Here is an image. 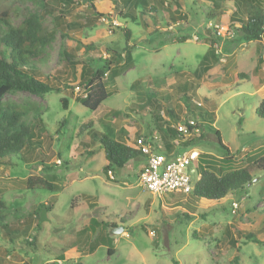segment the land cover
<instances>
[{"label":"rangeland","instance_id":"rangeland-1","mask_svg":"<svg viewBox=\"0 0 264 264\" xmlns=\"http://www.w3.org/2000/svg\"><path fill=\"white\" fill-rule=\"evenodd\" d=\"M233 2L225 0V10L213 17L214 8L206 0H150L156 13L146 12L132 21L115 11L112 0L97 4V11L110 17L95 15L81 2L0 0V13L8 12L15 27L27 14H38L48 32L61 26L39 61L35 59L41 79L61 91L44 97L16 92L4 98L6 106L28 109L24 119L30 125H36L34 117L43 122L35 130L34 143L0 166V199L6 205L1 212L0 264H233L235 257L239 264H264V170L252 173L245 193L220 201L181 193L158 196L140 183L143 158L113 171L114 179H109L103 172L105 152L92 136L106 131L100 122L104 118L116 138H126L129 144L140 136L156 137L155 145L163 148V135L155 124L158 112L149 105L153 98L161 104L162 122L172 124V110L202 124L203 139L193 133L175 144L173 152L184 151L183 142L196 139L192 148L201 153L202 165L219 164L226 154L216 137L219 131L234 159L231 168L263 156L264 119L256 109L264 99V37L249 42L239 37L230 26ZM222 28L234 37L218 36ZM124 29L131 30L134 66L109 80L110 98L91 111L77 103L81 66H71L65 58H108L110 50L126 47ZM212 38V48L203 43ZM88 45L94 48L86 52ZM209 50L220 55L219 63L208 76L194 81L199 87L188 88L182 98L177 86L191 82ZM242 74L248 78L237 77ZM135 82L139 83L133 88ZM140 90L155 94L139 96ZM30 177L54 189L36 183L30 189ZM235 202L239 207L233 212ZM44 210L47 221L40 223L38 214ZM91 220L98 224L94 229ZM104 224L123 230L112 234V229L102 230ZM248 232L261 243L246 240ZM233 239L237 245L231 244Z\"/></svg>","mask_w":264,"mask_h":264},{"label":"trees","instance_id":"trees-1","mask_svg":"<svg viewBox=\"0 0 264 264\" xmlns=\"http://www.w3.org/2000/svg\"><path fill=\"white\" fill-rule=\"evenodd\" d=\"M67 3L80 2L90 8L93 13L100 17H110L109 15L100 14L97 11L96 3L101 0H63ZM115 11L124 19H131L137 21L145 16L146 12L156 13V8L151 5L150 0H112ZM210 2L214 8V13L211 15L221 14L225 10V0H206ZM234 12L230 17V26L239 32V37L246 42L261 40L264 37V4L262 0H233ZM179 3V0H176ZM224 4V5H223ZM142 9V10H140ZM56 30L61 28L56 24ZM144 26L148 25L144 23ZM57 31L48 32L44 22L38 14H27L23 22L15 27L10 20L8 12L0 13V166L7 161L11 162L10 157L20 156L23 150L34 143L36 138L35 130L40 129L42 120L34 117L36 125H30L24 118L28 115V109L20 106L10 107L4 103L6 95L16 92L30 93L38 97H44L50 92H60L59 87L54 86L49 81H44L40 77V70L37 60L42 57V53L55 39ZM124 36L126 39V47L122 51L110 50L108 58H91L87 61L80 62L78 56L69 55L65 58L66 62L71 66H81L79 73V82L77 88L81 96L77 98V103L86 107L91 111H97L100 106L110 98L111 92L109 90V80L112 77H117L119 74L131 69L133 65L132 47L129 42L131 40V30L124 29ZM66 33L62 34L67 36ZM78 46L82 44L75 42ZM203 43L210 44L212 48L216 41L212 39H205ZM79 46V47H80ZM94 46L88 45L86 52H89ZM36 59V61H35ZM221 57L214 51L209 50L200 61L196 70L191 74V82L188 80L183 84H179L178 90L182 92V98L187 95L190 89L196 90L199 85L194 84L196 80H202L209 75L210 71L219 63ZM262 57H259V64H262ZM180 76L181 74H176ZM239 77L248 78L247 75H238ZM139 82L133 84V88L138 86ZM150 86L154 82L149 83ZM189 88V90H188ZM154 91V89L152 90ZM138 91L139 96H152L154 92ZM150 92V93H149ZM146 94V95H145ZM155 94V93H154ZM142 100V99H141ZM148 100H151L149 98ZM150 107L156 109L158 112L155 124L158 130L163 135V148L157 149L160 153L170 154L174 151L175 144L172 141H177L180 144L185 140L184 134L179 132L173 122L178 124H185L188 126L189 132L194 129H200L198 139H203L202 124L196 122V126H190L189 120L182 118L181 114H175L172 110L170 115L173 117L172 124L169 122H162L159 113L162 110L155 99L152 98ZM183 100V99H182ZM65 101V100H64ZM149 102V101H148ZM185 103V102H184ZM187 106V104H186ZM197 107H202L197 105ZM256 115L264 119V99L256 109ZM101 124L105 125V132L93 133V139L98 141L105 152L106 164L103 172L109 177V172L121 170L126 168L131 162L137 161L142 157L139 151L133 148V140L127 143L126 138L115 137V131L108 125V122L102 118ZM66 123V122H65ZM216 137L220 146L226 150V154L220 159V163L208 161L206 166H203L199 161L196 164L197 172L200 174V179L195 183L193 192L190 194L197 200L220 201L228 195H239L246 192V188L251 186L253 182L252 173L256 170H264V155L253 158V162L245 167L237 169L231 168L230 163L234 161L230 155L228 156L227 148L224 145L219 131H216ZM187 140V139H186ZM196 140V139H195ZM183 142L186 143L184 148H192L196 141ZM37 141V140H36ZM129 141V140H128ZM198 141V140H197ZM90 152L89 154H92ZM226 165V168L224 167ZM28 187L32 189L36 185L42 186L48 190H53L54 186L43 181L40 178L30 177L27 180ZM36 185L34 186L33 184ZM5 202L0 199V228L4 225V217L1 215L2 210L5 209ZM43 207V206H42ZM46 207V206H44ZM42 209L40 208L39 212ZM49 210V206L47 207ZM185 217L188 218L186 214ZM40 217V214H38ZM91 227L93 229L98 225L94 220H91ZM105 228L114 229L115 225L104 224L102 230ZM99 235L96 238H100ZM246 240L255 243H261L257 235L253 232H248L244 235ZM95 241V242H96ZM98 243L91 246L90 251L94 252ZM232 245H237V241L233 239ZM113 249H108V253L112 254ZM233 264H239L238 258L235 257Z\"/></svg>","mask_w":264,"mask_h":264},{"label":"built area","instance_id":"built-area-1","mask_svg":"<svg viewBox=\"0 0 264 264\" xmlns=\"http://www.w3.org/2000/svg\"><path fill=\"white\" fill-rule=\"evenodd\" d=\"M222 31H218L217 35L223 37L226 34L228 38L234 37L230 29L222 28ZM198 105L201 106L200 103ZM188 123L190 126H196L194 120H190ZM175 128L184 134L185 139L193 133L200 134L198 128L189 132L188 126L185 124H178ZM156 140V137L140 136L135 139L132 145L140 152L145 161V167L140 177L142 187L158 196L166 193L190 195L195 183L200 179L196 164L200 161L201 153L195 148L185 149L180 153H160L155 145ZM173 143L178 144L175 140ZM109 177L114 179L113 171L109 172ZM238 207V203H233V212H236Z\"/></svg>","mask_w":264,"mask_h":264},{"label":"water","instance_id":"water-1","mask_svg":"<svg viewBox=\"0 0 264 264\" xmlns=\"http://www.w3.org/2000/svg\"><path fill=\"white\" fill-rule=\"evenodd\" d=\"M46 213L47 211L44 210L41 215H40V223H43L45 221H47V217H46ZM123 229L122 228H114L112 229V234H119Z\"/></svg>","mask_w":264,"mask_h":264},{"label":"crops","instance_id":"crops-1","mask_svg":"<svg viewBox=\"0 0 264 264\" xmlns=\"http://www.w3.org/2000/svg\"><path fill=\"white\" fill-rule=\"evenodd\" d=\"M98 3H99V2H98ZM98 3H96V8H97V4H98ZM233 12H234V11H232V13H233ZM232 13L230 14V17H231V15H232ZM260 65H262V64H259V66H260Z\"/></svg>","mask_w":264,"mask_h":264}]
</instances>
